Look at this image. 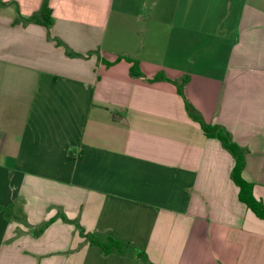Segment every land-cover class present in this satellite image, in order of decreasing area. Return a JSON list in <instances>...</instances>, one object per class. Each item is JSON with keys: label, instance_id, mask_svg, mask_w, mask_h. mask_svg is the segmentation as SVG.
I'll list each match as a JSON object with an SVG mask.
<instances>
[{"label": "crops", "instance_id": "0c3cea01", "mask_svg": "<svg viewBox=\"0 0 264 264\" xmlns=\"http://www.w3.org/2000/svg\"><path fill=\"white\" fill-rule=\"evenodd\" d=\"M160 71L264 205V0H0V264H264L233 156Z\"/></svg>", "mask_w": 264, "mask_h": 264}, {"label": "trees", "instance_id": "16d2710c", "mask_svg": "<svg viewBox=\"0 0 264 264\" xmlns=\"http://www.w3.org/2000/svg\"><path fill=\"white\" fill-rule=\"evenodd\" d=\"M46 6L44 4L42 11L46 12ZM43 23L46 24V26L50 27L51 22L49 19L44 17L42 20ZM70 55H75L73 53H70ZM130 75L132 77H145L144 72L139 67V64L137 61H133V65L130 69ZM189 78H182V79H173L170 76H168L164 71H160L154 78L150 79V82H156V81H166L174 84L177 88L178 94L182 97L186 111L189 115V117L194 120L195 122L199 123L202 127V130L206 134L208 138H214L220 141L222 147L226 149L230 154L233 156L235 160L234 168L231 172V179L234 182V184L239 188V201L247 206L248 209H250L252 212H254L259 218L264 220V205L262 202L257 200L253 194V184L246 181L243 178V171L246 166V155H247V149L240 147L237 143L233 141V138L228 132L226 128L220 125H211L205 122L201 114L196 110V108L191 104V102L188 99L187 96V84H188ZM59 217L62 218L65 222H71L64 214L60 213ZM51 222L44 223L39 230L37 231V234L42 233L46 227ZM76 223L80 229L81 235L85 237L91 244H96L101 246L106 253H109L112 250H115L117 252H123L124 246L121 242L116 241L112 238H108L106 240H102L100 238H96L92 234H86L85 230L77 223ZM139 259L141 260L142 264H153L147 257L145 253L139 254Z\"/></svg>", "mask_w": 264, "mask_h": 264}]
</instances>
